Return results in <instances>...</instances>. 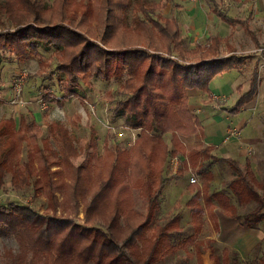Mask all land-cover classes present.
Returning a JSON list of instances; mask_svg holds the SVG:
<instances>
[{
  "label": "trees",
  "instance_id": "1",
  "mask_svg": "<svg viewBox=\"0 0 264 264\" xmlns=\"http://www.w3.org/2000/svg\"><path fill=\"white\" fill-rule=\"evenodd\" d=\"M205 1L222 21L248 29V17L230 16L217 0ZM160 6L148 0H51L49 4L45 0H0V13L5 17L0 23V51L27 59L38 57L40 49L51 50L63 98L80 97L83 84L89 87L91 78H115L121 97L114 98L112 110L139 127L128 147L104 143L102 154L96 155L93 140L89 141L90 151L77 148L68 128L58 121L46 122L50 137L40 138L39 144L41 129L36 121L25 114L18 120L0 117V187L8 176L11 187L20 189L29 185L35 174L39 178L35 179V189L47 195L48 208H76L81 198L84 209V222L77 223L71 217L40 213L14 199L0 204V224L17 243V251L3 250L2 264H151L160 260L187 242L186 238L176 244L171 240L173 234L182 232L177 229L178 214L146 234L169 180L163 166L172 156H182L183 167L207 160L203 164L204 189L188 183L193 193L187 204L193 218L202 211L200 197L210 215L214 199L231 217L242 216L240 222L247 227H255L264 218V198L255 188L261 184L251 170L249 157L241 166L233 158L213 155L211 145L183 141L188 135L203 134L199 119L188 106L187 89L209 93L210 80L218 73L240 68L245 57L233 53L229 45L232 53L221 55L220 44L226 38L218 35L206 44L184 47L178 18L157 12ZM83 26L87 30H81ZM38 62L44 63L41 58ZM257 85L255 66L248 89L228 113H237L252 100ZM43 97L59 100L50 92ZM167 132L170 145L163 137ZM24 142L30 153L22 160ZM83 151L91 163H72L71 158ZM213 162H225L232 168L234 175L226 184L236 201L254 203L241 216L226 194L207 193L212 177L207 165ZM140 194L144 211L136 207ZM226 254L223 249L224 256L217 258L216 264H226ZM257 264H264V260Z\"/></svg>",
  "mask_w": 264,
  "mask_h": 264
},
{
  "label": "rangeland",
  "instance_id": "2",
  "mask_svg": "<svg viewBox=\"0 0 264 264\" xmlns=\"http://www.w3.org/2000/svg\"><path fill=\"white\" fill-rule=\"evenodd\" d=\"M148 1L161 4L157 12L162 15L178 18L184 47L194 48L196 45L206 44L214 34L225 35L234 45L235 53L245 57L244 66L242 65L238 72H231L233 73L232 79H235L233 83L230 82V88L227 91L217 95L214 93L202 94L201 105L208 114L219 112L224 107H231L232 104L228 102L230 95L245 78L248 82V76L254 63L258 65L261 74L256 94L258 107L241 111L240 117H249L243 129L233 124L238 118L236 115L228 114L227 109L224 112L221 111L219 118L211 115L208 119H204L202 124L203 133L208 135L211 141L216 138L217 131L222 129L219 138L214 139L216 145L211 150L213 155L225 157L232 154L238 156L236 159L241 166L244 158L249 157L251 170L262 185H256L255 188L264 198V0H240L238 2L217 0L229 15L249 17L248 25L254 39L257 40L256 43L252 41L249 37L250 33L244 31L241 25L220 23L221 20L210 10L205 0ZM45 2L49 4L51 0H45ZM1 21H5V17L0 13V23ZM91 29L93 33L97 32L94 26ZM81 30H87L86 26L81 27ZM39 52L38 57L23 59L8 51H0V117L12 116L18 120L19 115L25 114L27 118L36 121L41 129L39 144H42L40 138L50 137L46 122L55 120L68 128L70 137L77 148L90 151V140H93V149L96 155L102 154L104 143L123 148L128 147L137 136L139 127H134L123 117L116 116L112 110L114 98L121 97L116 92L119 81L115 78L105 81L94 77L91 78L89 87L83 84L84 90L80 97L63 98L55 76L56 73L53 72L55 58L52 51L40 49ZM220 54H229L224 43L220 44ZM39 58L43 60V65L38 62ZM38 71L44 74L38 73ZM221 74L219 73L215 77L221 76ZM218 78L214 79V82L224 88L223 81L219 82ZM48 92L51 97L59 100H45L43 95ZM233 98H230V101ZM192 111L197 113L198 110L193 108ZM260 111L262 115L259 118L262 124L259 126L258 133L256 125H258L257 116ZM223 115L224 120L221 118ZM231 130L234 131L233 134L230 133ZM257 136V144H254L249 138ZM163 137L170 145V133H164ZM51 141L53 142L52 139ZM183 141L205 146L208 140L205 135L196 133L183 137ZM236 148L240 152L237 155H235ZM29 153L30 147L24 142L21 159H27ZM182 158V156H172L164 163L163 174L168 176L169 180L163 189L153 221L146 229V234L149 236L158 224L163 223L173 214H178L180 219L177 229L182 232L179 236L173 234L171 240L176 244L186 238L187 242L178 245L174 251L165 254L160 260L151 264H216L217 258L220 260L224 256L222 255L223 249L227 250L226 264H257L264 260V218L252 228L240 222L242 221L241 215L249 211L254 203L251 201L238 203L232 195L226 184L234 175L232 168L225 162H213L207 165V168L209 166L208 169L212 171L207 193L220 191L226 194L230 202L236 205L237 212L241 217H231L228 210L216 204L214 199L212 202L215 207L210 215L209 212H206L204 202L200 197L198 203L201 205L202 211L196 218H193L187 204L193 193L188 183H193L190 182V177L194 175L196 178L194 183L201 190L204 189L202 185L206 177V169L203 164H207V160H201L200 164L195 166L183 167L181 166ZM71 162L76 165L88 164L91 163V159L83 151L71 158ZM35 179L39 178L33 174L29 185L14 189L7 176L4 184L0 187V204L14 199L30 205L43 214L71 217L77 223L84 222L81 198L78 199L76 208L66 205L64 208L50 209L47 207V195L42 189H35L37 186ZM57 196L60 199L59 192ZM136 207L141 211L145 210L141 194L136 198ZM189 235H192L193 239L189 240L187 237H192ZM5 248H11L13 252L17 251V243L7 229L0 224V264L4 262L2 253Z\"/></svg>",
  "mask_w": 264,
  "mask_h": 264
},
{
  "label": "crops",
  "instance_id": "3",
  "mask_svg": "<svg viewBox=\"0 0 264 264\" xmlns=\"http://www.w3.org/2000/svg\"><path fill=\"white\" fill-rule=\"evenodd\" d=\"M234 1V0H233ZM240 1V0H239ZM235 2H238V1H235ZM220 4V3H219ZM227 12V11H226ZM228 14V13H227ZM216 15V14H215ZM229 15V14H228ZM217 16V15H216ZM230 16H233V15H230ZM218 17V16H217ZM236 17H238V16H236ZM242 18V17H241ZM244 18H246V17H244ZM218 19H220L219 17H218ZM248 19H249V17H248ZM221 20V19H220ZM248 22H249V20H248ZM248 22H247V24H248ZM220 23H222V24H225L226 22H224V21H220ZM228 24V23H227ZM237 24H239V23H237ZM226 25V24H225ZM230 25V24H229ZM239 25H241V24H239ZM242 26V25H241ZM242 28H243V30L244 31H246V32H248V33H250V38L252 39V41L254 42V40H253V37H254V35H252V32H251V29L249 28V25H248V29L246 30V29H244V27L242 26ZM214 35H218V34H214ZM213 36V35H212ZM220 38H226V40H223L221 43H224V45H225V47L227 48V50H228V46L227 45H229V46H232V49H234L233 50V53H235V51H236V49H235V47H234V45H232L231 43H230V41H229V39H228V37L227 36H225V35H223V36H221V35H218ZM229 51V54L230 53H232L230 50H228ZM236 54V53H235ZM225 55H228V54H225ZM246 56V55H245ZM243 66H244V64H243ZM257 67V71H258V85H257V90H258V86L260 85L259 84V82H260V72H259V69H258V65L256 64V63H254V65H253V67H252V69L250 70V73H249V76H248V82H246V78L243 80V82H241L239 85H237L236 86V88H235V91L232 93V95H230V97H229V99H228V102L230 103V104H232V106L231 107H229V108H226V107H224L223 108V110H221L222 112H224V110H226L227 111V113H228V110L230 109V108H232L233 106H234V103H235V101H236V99L239 97V95L242 93V92H244V91H246L247 89H248V85H249V78H250V76H251V72H252V70H253V68L254 67ZM238 70H239V68H233V69H231V70H229V71H225V72H222V74H221V76H217V77H219L217 80L220 82V81H223L224 83H225V85H224V83L222 82V85L223 86H225L224 88H222L221 86H220V84H218V83H215L214 81V79H216L217 77H213L211 80H210V82H209V93L208 92H205V91H203V90H200V89H197V88H190V89H187V103H188V106H189V108L192 110L193 108L194 109H197L198 111H197V113L196 112H193L196 116H197V118L199 119V121H200V123H201V125H202V130H203V124H202V121L204 120V119H208L211 115H215L217 118H219V115H220V113H221V111H219V112H213V113H211V115L210 114H208V112H207V110H205L204 109V107L201 105L202 104V102H201V100H202V94H204V93H206V94H211V93H214V94H220V93H223V92H225V91H227L229 88H230V82H232L233 83V81H234V79H232V77H231V75L234 73V72H238ZM231 72H233V73H231ZM219 74V73H218ZM231 77H229V76ZM263 78V77H262ZM261 82H262V79H261ZM245 83V84H244ZM231 92V91H230ZM237 94V96H235ZM256 94H257V92H256ZM234 97V98H233ZM230 98H233V99H231V101H230ZM258 107V103H257V101H256V95L254 96V98L252 99V100H250L249 102H247L246 104H244L239 110H238V112L237 113H235V114H230V115H236V118H238L237 119V121L235 122V123H233V124H235V126H237V127H241L242 129H243V127L246 125V122H247V120H248V118H245V117H240V115H241V111L243 110V109H255V108H257ZM201 109H204L203 111H201ZM263 109H264V107H263ZM207 112V113H206ZM229 114V113H228ZM261 115H262V112L260 111V113L258 114V125H256V127H257V129H258V133H259V126L262 124V121H261V119L259 118V116L261 117ZM240 117V118H239ZM221 118H223V120L225 119V117H224V115L221 117ZM226 121V120H225ZM221 132H222V129L220 130V131H217V136H216V138H213L212 139V141L210 140V137L208 136V135H206L205 133H203L202 135H205V137L207 138V145H211L212 147L214 146V145H216L215 144V141L217 140V138H219V136L221 135ZM214 139H216V140H214ZM250 140H252L253 141V143L254 144H257V142H256V140L258 139V136L257 137H251V138H249ZM214 141V142H213ZM209 142H211V143H209ZM250 142V141H249ZM228 150V149H227ZM231 153V152H230ZM235 155H237L238 153H240L239 151H238V149L236 148V150H235ZM221 157V156H220ZM225 157H230V158H233V159H235L236 161H237V159H236V157H238V156H233L232 154L231 155H229V156H225ZM246 158V157H245ZM245 158H244V160H245ZM238 162V161H237ZM244 163V162H243Z\"/></svg>",
  "mask_w": 264,
  "mask_h": 264
},
{
  "label": "built area",
  "instance_id": "4",
  "mask_svg": "<svg viewBox=\"0 0 264 264\" xmlns=\"http://www.w3.org/2000/svg\"><path fill=\"white\" fill-rule=\"evenodd\" d=\"M230 133L231 134H233L234 133V131L233 130H231L230 131ZM196 181V178H195V176L194 175H191V177H190V182H195Z\"/></svg>",
  "mask_w": 264,
  "mask_h": 264
}]
</instances>
